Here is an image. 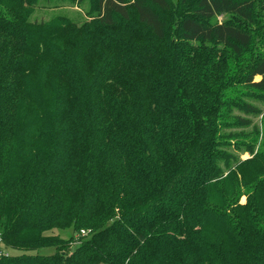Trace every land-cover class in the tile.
Listing matches in <instances>:
<instances>
[{"label":"trees","instance_id":"trees-1","mask_svg":"<svg viewBox=\"0 0 264 264\" xmlns=\"http://www.w3.org/2000/svg\"><path fill=\"white\" fill-rule=\"evenodd\" d=\"M36 2L0 0V264H264V142L222 132L264 96L255 0H178L173 40L172 0Z\"/></svg>","mask_w":264,"mask_h":264},{"label":"rangeland","instance_id":"rangeland-1","mask_svg":"<svg viewBox=\"0 0 264 264\" xmlns=\"http://www.w3.org/2000/svg\"><path fill=\"white\" fill-rule=\"evenodd\" d=\"M128 4L131 3V0H127ZM172 10L165 15V19L170 23L171 26V35L170 39L173 40V36H175V30L177 29V22L181 14L189 8V4L186 5H178V0H172ZM255 7L258 17V23L264 22V0H255ZM91 2L90 0H37L33 7L32 14L30 15V21H43V22H51L55 20L57 17H63L73 21L77 24H80L84 21L89 20V16L91 15ZM133 16V13H131ZM234 19L233 16L229 14H218L212 18L211 22H223L230 21ZM257 22V21H256ZM253 28H259V26L252 25ZM264 27V25H263ZM173 32V33H172ZM263 32V31H262ZM260 42L256 45H253V49L249 50V54H251V50L255 51V48L263 49L264 47V39L259 40ZM161 47H166V43L162 44ZM259 79L258 77L255 78ZM238 93L236 94V98L241 103H248L256 108L257 113L248 114L244 113L242 110L237 109L235 107L231 108V115L239 116L245 119H248L250 124L248 126H228L227 128H223L222 132L225 133L226 138L230 139V141H235V139L243 140L245 142H250L256 137H258V141L255 145V150L258 149V145L260 142H264V96L255 94H240L241 91L251 92V89L243 88L241 86H236ZM233 147V142L232 146ZM227 151L231 152L234 156L240 157L241 159H246L249 155L244 152L242 153L239 150H235L232 148H228ZM245 198H241V202H244ZM83 231V230H82ZM47 234L59 235L63 239H68L69 236L73 235V237H77V234L74 233L71 229L65 230H52ZM81 234H85L81 232ZM40 254H52L54 249L52 247H46L37 250ZM5 252L9 254H17L16 250H6Z\"/></svg>","mask_w":264,"mask_h":264},{"label":"built area","instance_id":"built-area-1","mask_svg":"<svg viewBox=\"0 0 264 264\" xmlns=\"http://www.w3.org/2000/svg\"><path fill=\"white\" fill-rule=\"evenodd\" d=\"M82 233H84V231H81Z\"/></svg>","mask_w":264,"mask_h":264}]
</instances>
